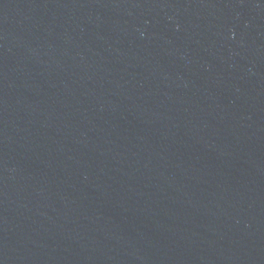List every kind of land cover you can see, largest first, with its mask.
<instances>
[{
  "label": "water",
  "instance_id": "obj_1",
  "mask_svg": "<svg viewBox=\"0 0 264 264\" xmlns=\"http://www.w3.org/2000/svg\"><path fill=\"white\" fill-rule=\"evenodd\" d=\"M0 264H264V0H0Z\"/></svg>",
  "mask_w": 264,
  "mask_h": 264
}]
</instances>
